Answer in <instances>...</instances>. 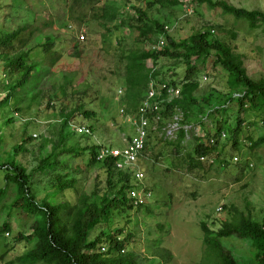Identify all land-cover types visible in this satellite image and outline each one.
<instances>
[{
    "label": "rangeland",
    "instance_id": "374dc122",
    "mask_svg": "<svg viewBox=\"0 0 264 264\" xmlns=\"http://www.w3.org/2000/svg\"><path fill=\"white\" fill-rule=\"evenodd\" d=\"M219 2L264 13V0H179L176 6L166 0H0V35L32 25L41 17L57 16L54 26L35 39L36 48L28 56L31 62L45 60L39 45L49 38L58 59L54 68L43 63L48 69L41 74L43 98L36 99L32 105L28 100L16 104L14 99L0 105V159L20 163L30 174L35 196H45L52 189L54 174H40L34 169L50 154L60 137L62 110L68 112L79 107L82 112L76 114L73 122L91 126L92 134L78 136L69 124L63 132L69 134L65 145L82 149L122 148L135 133L130 119L136 112L127 106L126 57L153 48L162 51L168 38L177 45L199 33L205 34L208 42L217 40L228 46L250 79L264 80V27L252 29L246 20L236 19L216 6ZM33 6L47 10L41 13ZM106 6L117 9V21L100 19ZM157 25L164 28L163 35L141 34L145 28ZM81 34L85 40L78 42ZM163 40L164 45L159 48ZM147 65L154 67L152 61ZM155 70L159 75L154 80L168 86L172 82L178 84L185 75L184 63L177 59L163 58ZM19 75H13L0 61V103L7 98L9 84ZM196 81L199 89L194 94L196 103L192 106L189 125H179L178 117H182L179 111L165 125V129L177 126L167 139L171 141L177 138L180 128L186 130L180 148L164 140L159 126L151 124L149 128L139 162L145 177L137 182L138 190L150 192L146 207L115 211L91 233V240L103 233L127 242L125 253L132 254L136 264H214L213 259L209 262L204 259L202 224L213 232L241 219L264 226V143L251 149L248 140L264 138V106L246 112V125L237 149L225 130L220 134L218 151L203 160L198 158L201 164L194 159V168L190 169V158L195 155L197 145L194 139L203 137L199 124L205 118L204 112L222 106L229 95L235 100L243 96V88L233 89V78L213 59L200 67ZM53 93L59 98L49 96ZM161 96L167 98L165 103L173 100L163 93ZM179 97L180 94L174 99ZM224 107L226 113L207 117L205 128L209 132L215 130L217 121H226L228 127L236 122L237 102ZM90 158L86 154L82 158L62 156L59 160L69 164V171L78 182L77 193L90 194L96 185L104 193L108 186L104 170L87 168ZM96 161L104 163L97 154ZM75 169L79 172H73ZM132 182L136 183L134 179ZM1 189H5V194L0 198V228L4 224L9 228L0 232V264H20L18 260L34 248V243L24 238L31 233L34 219L10 209L16 188L11 184L5 186L2 171ZM77 193L66 192L57 197L73 205ZM94 201L99 204L100 196L91 200ZM222 245L239 264H255L256 251L251 242L232 237L222 240Z\"/></svg>",
    "mask_w": 264,
    "mask_h": 264
},
{
    "label": "trees",
    "instance_id": "16d2710c",
    "mask_svg": "<svg viewBox=\"0 0 264 264\" xmlns=\"http://www.w3.org/2000/svg\"><path fill=\"white\" fill-rule=\"evenodd\" d=\"M159 1L162 2V0ZM166 1L171 6L180 4L179 0ZM216 6L236 19L246 20L252 29L264 27V13L260 11L235 8L223 2L217 3ZM33 8L37 7L33 6ZM35 10L38 12L41 10L43 13L47 9L37 8ZM56 17L55 15H49L47 19L41 17L40 20L36 19L32 25L22 26L11 33L0 35V61L9 68L13 75L20 74L16 81L9 84L7 98L0 105L8 104L10 99H14L16 104L28 100L32 105L36 99L44 97L41 88V74L46 73L48 69L44 67L43 63L50 68H54L58 63V59L54 56L53 41L45 38L43 44L39 45L46 55L42 62H31L28 54L36 48L35 39L44 36V33L54 26ZM100 19L104 22L117 21V9L112 6L104 7ZM156 33L160 36L163 35L165 33L164 28L158 25L152 28L147 27L142 30L141 34L146 37ZM165 40L166 45L162 51L148 49L132 53L126 57L125 81L128 109L136 111L135 114H137L139 107L146 99L150 82L156 75H159V71L155 70L157 63L163 58L183 61L185 66L184 78L178 84L171 83L174 88L180 89V97L163 104L165 110L160 112L158 122L154 123V115L149 116L151 124L159 126V131L163 132L166 142L171 140H167L169 138L163 129H165L166 121L178 115L177 111L182 113V117H178L180 126L190 123L193 113L192 106L196 103L194 94L199 89L196 77L200 67L206 61L213 59L217 65L231 75L233 89L243 88L241 98L235 100L229 95L222 106H217L212 112L209 110L204 112L203 118H205L200 124L198 123L203 129V137L198 136L194 139L197 143L195 155L190 158L192 163L190 169H193L194 159L200 163L198 158L211 156L218 151L220 134L225 130L230 134L233 148L237 149L240 144L239 136L243 133L246 125V112L252 110V107L264 106V80L256 82L250 79L242 62L232 53L231 49L217 40L208 42L205 34L199 33L177 45L171 38ZM148 61H152L154 67L149 68ZM49 96L59 98L57 93ZM51 100L49 98V102ZM233 101L237 102V117L234 125L228 127L226 121L220 120L216 122L215 130L209 132L205 128L207 117L222 112L226 113L224 106ZM79 112H82V107L68 112L65 109L62 110L61 117L64 122L62 130H60V137L52 145L50 154L43 158L34 169L40 174L46 172L54 174L52 189H49L45 196H35L30 186V174L20 163L14 159L7 162L0 159V171L4 172L5 186L11 184L16 188V196L9 206L10 209L34 219L31 233L27 238L24 237L30 243H34V248L18 260L20 264H136L133 255L125 253L127 242L118 240L116 236H106L101 233L91 240V233L94 228L104 220L107 222L115 211L141 209L144 206L134 208L129 198V192L139 188L137 183L132 182L134 176L132 170L118 171L115 161L111 159L102 164L97 163L98 146L82 149L78 146L65 145L69 134L63 135V132ZM262 121L264 125V119ZM88 128L92 131L91 126ZM185 135L186 130L180 128L177 138L168 143L178 149L185 139ZM248 140L252 143L251 149H255L264 143V138L257 141H253L252 138H248ZM16 151H19V148H16ZM86 154L91 157L87 168L92 166L104 170L108 185L104 193L99 191L98 185L90 194L77 193L78 182L69 171V164L63 159L59 160L62 156L82 158ZM73 172L78 173L79 171L75 169ZM66 192L78 194L73 205L58 200L57 196ZM4 194L5 189H1L0 198ZM97 196H100V203L91 202ZM7 228H9L8 224H4L0 228V232L6 231ZM201 229L204 234L205 261L209 262L213 259L214 264H239L222 245V240L235 237L251 242L256 251L255 264H264V226L247 219H241L235 224H225L218 232H213L205 223L202 224ZM103 245H106L107 249H103Z\"/></svg>",
    "mask_w": 264,
    "mask_h": 264
},
{
    "label": "built area",
    "instance_id": "2783aa9c",
    "mask_svg": "<svg viewBox=\"0 0 264 264\" xmlns=\"http://www.w3.org/2000/svg\"><path fill=\"white\" fill-rule=\"evenodd\" d=\"M85 40L83 34L78 38L79 42ZM164 45V40L160 42V46ZM153 50H158L153 48ZM167 95L168 98L178 97L180 90L172 86H168L164 83H157L154 79L149 84L147 90L146 99L139 107L137 114L131 118L132 127L135 128V133L129 138L127 143L122 147L102 146L99 148L97 155L99 160H113L118 171L132 170L134 173L133 179L137 182H141L145 175L139 166L140 158L145 151L146 143L149 137V128L151 121L149 116L154 115V123L160 120V112L162 111L163 104L167 98H162L161 94ZM124 112V110H122ZM71 128L78 136H90L92 131L88 126L76 124L71 122ZM177 126H170L166 131V135L169 138L173 134ZM170 139V138H169ZM213 143V141H211ZM202 160L204 158H201ZM236 160V159H235ZM150 192L145 189L138 190L133 189L129 192V198L134 207H142L147 205L150 199Z\"/></svg>",
    "mask_w": 264,
    "mask_h": 264
}]
</instances>
